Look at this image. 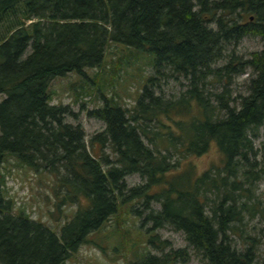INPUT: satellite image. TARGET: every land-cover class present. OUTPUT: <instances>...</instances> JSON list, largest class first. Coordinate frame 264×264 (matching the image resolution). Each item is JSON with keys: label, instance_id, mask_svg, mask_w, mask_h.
Masks as SVG:
<instances>
[{"label": "trees", "instance_id": "trees-1", "mask_svg": "<svg viewBox=\"0 0 264 264\" xmlns=\"http://www.w3.org/2000/svg\"><path fill=\"white\" fill-rule=\"evenodd\" d=\"M244 38L261 49L240 55ZM110 44L129 51L124 66L132 51L152 54L151 74L131 109L97 88L103 104L86 115L104 129L87 144L82 126L67 122L77 114L51 104L50 84L85 78ZM245 74L246 91L235 94ZM170 80L184 91L167 97ZM0 98V264H63L96 246L90 237L133 201L129 212L160 254L130 264L186 262L188 249L205 264H264V229L252 224L264 220V0H0ZM211 145L218 163L182 167ZM9 160L51 178L57 213L76 206L58 234L13 212ZM131 175L142 184L129 188ZM167 227L187 248L165 252L155 232Z\"/></svg>", "mask_w": 264, "mask_h": 264}, {"label": "rangeland", "instance_id": "rangeland-1", "mask_svg": "<svg viewBox=\"0 0 264 264\" xmlns=\"http://www.w3.org/2000/svg\"><path fill=\"white\" fill-rule=\"evenodd\" d=\"M261 47L262 43L259 38H244L236 47V51L247 58L250 53L259 51ZM128 55L130 53L126 48L110 44L106 49L103 65L96 69L86 70L85 78L71 73L64 78H55L50 84L51 104L67 105L77 114L78 121L69 118L67 122L79 123L82 126L87 144L93 135L104 129L102 122L86 115L87 111L103 104L97 88H101L105 97L114 99L123 108L131 109L143 84L151 74L154 60L152 54L143 50L132 51L131 64L124 66V59ZM119 67L122 70L114 75V71L116 72ZM247 79V74L235 79L232 85L235 94L245 93ZM184 89L180 82L171 80L163 86L167 97L176 96ZM219 159L217 148L211 145L207 153L182 159L181 163L182 167L189 163L194 166L197 173H201L211 164L218 163ZM13 163L14 160H9L10 165H6L8 171L6 192L7 197L13 203V212L16 214L23 212L30 219L46 225L58 234L60 226L66 218L72 216L76 206L63 208L61 213H57L54 207L55 197L51 178L44 174L35 175L25 168L14 167ZM126 183L131 188L141 185L142 180L137 175H131L126 178ZM259 196L264 204V181L259 186ZM132 206H138L136 201L120 206L117 215L90 237L96 246H80L77 252L63 264H130L142 252L159 255V252L146 245L145 232L149 225L140 228L139 222L129 212ZM153 207L159 209L158 204H154ZM252 224L264 229V220L258 218ZM155 233L161 240L169 243V248L165 252L169 249L187 248L182 233L175 232L168 227L157 230ZM261 238L260 250L261 255L264 256V236ZM188 252L189 259L186 262L178 260L176 264H205L190 249Z\"/></svg>", "mask_w": 264, "mask_h": 264}]
</instances>
